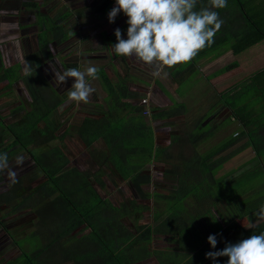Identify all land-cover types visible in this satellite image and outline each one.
<instances>
[{"label":"trees","instance_id":"obj_1","mask_svg":"<svg viewBox=\"0 0 264 264\" xmlns=\"http://www.w3.org/2000/svg\"><path fill=\"white\" fill-rule=\"evenodd\" d=\"M114 1L99 2L95 18H102ZM20 4L36 8L39 2L21 1ZM205 6L208 0H198L196 10ZM214 10L223 20L218 30L227 39V42H218L223 50L237 51L247 43L264 40V0H227V7ZM67 14L68 11H64L52 18L41 11L33 13L36 28L42 32L47 48L51 42L62 43L71 35L72 32L63 30L61 25ZM248 30L241 40L234 41L236 35ZM235 64L230 62L216 71L224 72ZM21 69L19 62L5 65L0 54L3 89L9 91L11 84L20 79ZM99 70L106 91L102 99L104 110L95 117H82L66 130L87 150L90 168L68 166V158L59 146L65 133H57L62 121L53 115L63 99L37 71H28L35 96L27 106L13 107L10 114L15 116L8 123L0 115V153H7L8 163L24 153L35 164L33 169L13 178L8 189L0 193V206L7 204L5 210L0 209V217L22 210L32 214L16 237L7 230L19 253L2 264H130L149 255L152 233L179 237L189 224L183 220L185 214L206 213L215 206V200L221 198L228 207L235 188L230 182L239 185V204L243 207L251 193L241 188L246 181L256 179L264 187L261 159L264 134H260L257 127L242 129L235 137L217 138L218 130L225 128V120L216 121L210 111L188 120L184 104L178 101L153 108L145 116L126 99L125 80L118 76L110 80L102 68ZM252 80L254 83L250 85ZM237 85L240 91H236ZM248 85L254 86L264 99V68L221 96L225 102L243 98L251 89ZM230 91L233 93L228 94ZM179 115L184 118L173 124L178 127L175 133L166 144L156 146L152 121ZM97 140L102 142V149L94 146ZM232 144L237 145L231 153L250 148L253 154L236 169L216 175L228 153L217 159H212L213 155L224 149L228 151ZM149 165H162L159 176L154 177L156 186L151 192L144 189L153 180ZM108 166L122 181L129 182L135 195L126 202L113 203L101 194L100 190L106 187L103 177ZM6 170L0 171V182ZM236 173L238 178H235ZM262 192L264 195V189ZM149 199L151 202L145 201ZM223 208L226 209L225 204ZM146 210L151 213L150 223L128 227V214L138 215ZM83 229L88 231L78 236Z\"/></svg>","mask_w":264,"mask_h":264},{"label":"crops","instance_id":"obj_2","mask_svg":"<svg viewBox=\"0 0 264 264\" xmlns=\"http://www.w3.org/2000/svg\"><path fill=\"white\" fill-rule=\"evenodd\" d=\"M21 1L39 2V5L35 9H42L47 12V10H45L47 9L46 0H0V13L14 14L24 10H30V7L21 6ZM114 6L115 3L111 5L110 9L104 14L102 18H97L104 24V26L107 25L109 28V30L105 33L107 36L104 37L103 42L98 44L96 47L97 50H100L98 52H101L96 55L97 59H101L103 57L102 48L106 51L107 48H109L112 54L111 56L113 58L116 56L111 49V45L116 43L114 30L111 32L112 29L120 28L122 31V37L125 39L127 38V17L122 12L117 15L114 23H109L108 21V13ZM98 20L92 22L97 23ZM247 32H249V30L242 34L236 35L234 41L237 42L241 40V38ZM226 40L227 39L225 38L224 33L218 31L216 37L214 38V43L200 50L191 62L180 64L172 68L165 67L161 69L156 64L149 65L135 58L116 56L119 58L120 65L127 76L126 99L134 105L135 110H141L144 108V110L146 109L149 112H152L151 109L153 108H162L168 106L174 101L181 102L184 104L186 111L188 109L186 114L188 120L198 114H201L204 112V110H208L210 111L211 116L216 118V121L220 122L225 120L230 123H226L224 126L225 128L220 130L222 132H219V134L217 133V138L219 136H237L239 131L236 129V125L238 124L242 125L243 129L245 130H248V128L251 129L257 127V131L263 135L264 99L260 97L258 91L256 93L255 88H251L253 93H250L251 89L248 90L246 92V96L240 98V103H237V101L235 103L225 102V99L222 98V96L216 100L211 97L206 98V94H210L209 92L212 89L214 91L223 93L238 83L236 80L234 83H227L226 85L221 86L219 89H217V86H214V88L211 87L213 79L220 78V76H226L228 72L238 68V60L240 62L241 60L244 61L245 59H247L246 61L252 60L253 55L250 54L249 56L247 52L250 50L253 51L255 44L261 42L260 40L250 42L241 49L234 51L231 48H226L223 50V48L219 46V41L227 42ZM66 42L67 41L65 40L60 44L63 46ZM230 43L231 42H229V44ZM213 47L216 48V50H222L218 52L213 50ZM225 54L228 55L225 56ZM224 58H226V60ZM109 60L110 57L105 65L108 64ZM230 62H235L236 64L229 70L216 73V70L219 67ZM103 68L104 67H102V69ZM156 72H159V75H154ZM253 72L254 71H251L249 75L252 76ZM164 73H167V75H164ZM249 75L246 73L245 76ZM204 85H206L209 90L206 91L205 95H199L200 92H203V89L200 91V88L206 89ZM58 92L62 95L61 90ZM232 93L233 91H230L228 94ZM62 99V103L60 104L61 106H58V109L60 108L62 113L66 109L68 110L71 108L72 110V102H68L66 95L65 97L62 95ZM143 99H146V102L142 103ZM190 104H192L193 107H191L192 105ZM65 107L66 109L64 110ZM183 118V115H179L169 119L153 120L151 124L154 133L155 145L162 146L166 144L170 135L172 134V132H169L170 127H173L174 122H179ZM66 130L67 129H60L61 133H65V135L61 140L62 145L60 146L59 143V146L68 158V166H75L79 169L88 168L90 161L87 153L86 155H76L75 160H71V158H74L75 153H73L72 150H69V148H71L74 144L78 146V148L83 147L79 144L74 136H68L71 134L66 132ZM65 144L68 145V148L65 146ZM235 145L232 144V146H229L227 148L229 150H226V154L231 153L230 151L231 149L233 151V147ZM249 149L250 148H244L241 151H234V153L227 155L230 159L233 157L237 158L240 153L245 151L247 157H249L253 154L252 150ZM69 153L73 156H69ZM14 158L8 163L9 167L4 173L3 180L0 182V193L6 190L4 188H6L7 184L13 178L22 175L30 168L35 166V164L29 160L30 162L27 166L30 167H28L29 169L25 170V168H23L26 163L24 155L20 154L16 160H14ZM238 164L233 163V165L229 167H223L222 165L216 171V175L236 169ZM10 167L16 169V171H19V173L12 177L11 173L15 171L10 169ZM235 178H238L237 173L235 174ZM118 180L120 182L122 181L120 179ZM232 184L235 185V188H233L234 194H232L229 199L228 207L226 206L225 200L221 198L220 200H215V206H211L206 213L198 215L185 214L183 216V220L189 224L183 228V234L179 237H176V235L172 234L152 233L150 246L148 249L150 252L149 255L130 264H214L211 259L205 258V253L209 251L222 250L227 243H236L237 241L247 238L250 235H258L261 232H264V220H259L258 217L254 215V213L259 211V207L264 204V195L262 194L264 187H262L256 179L246 181L245 186H241V188H244L247 192L250 190L251 193L250 196L245 200V207H243L239 204V185L237 182L229 183V185ZM4 185L5 187H3ZM111 201L113 203H118L121 201V199ZM122 201L126 202V199ZM148 202H151V199ZM232 202H235V205ZM223 204H225L226 209L223 208ZM126 221L128 222L127 225L130 228H133L138 224H148L151 222L150 210H146L138 215L130 213L127 215ZM235 221L238 224H234ZM132 222L135 223L133 224ZM87 231L88 229L80 230L78 232V236H82ZM209 235L217 236V245L215 249L211 248L207 242V237ZM226 262L227 257H218L215 264H226Z\"/></svg>","mask_w":264,"mask_h":264},{"label":"rangeland","instance_id":"obj_3","mask_svg":"<svg viewBox=\"0 0 264 264\" xmlns=\"http://www.w3.org/2000/svg\"><path fill=\"white\" fill-rule=\"evenodd\" d=\"M101 1L102 0H46L47 9L45 10H47V12L42 9L30 8L28 11L24 10L14 14L0 13V54L2 56L3 62L5 65L19 62L22 68V76L18 81L11 84L9 91L3 90L5 82L0 83V115L3 117L4 122L8 123L15 116L14 114H10V110L13 109V107L17 106L18 104L27 106L28 101L35 96V90L28 76V71L31 69L37 71L44 81L49 83L57 91L61 90L62 95L64 97L66 95L67 98L68 90L74 83V79L68 78L66 83L59 84V82L54 78V73H62L69 67H77L81 71H83L86 66H95L98 69L104 67L103 71L105 72L108 79L115 80L118 76L126 82L127 76L120 65L119 58L116 56L113 58L109 48H107V51L102 48L103 57L101 59H97L96 56L101 53L98 52L100 50H97L96 47L98 44L103 42L104 37L107 36L105 33L109 30L107 25L104 26L101 21L95 18V8ZM114 3L115 1L112 4ZM39 10L41 12L47 13L52 18H56L64 11H68L66 17L61 21V25L63 30H70L72 33L66 39L67 42L63 46L60 43L56 44L55 42H51L47 48V42L45 41L42 32L37 30L36 24L34 22L33 13ZM94 19L98 20L97 23L92 22L95 21ZM115 29H112L111 32ZM260 41L261 42L255 44L253 51L250 50L247 52L249 56L250 54L253 55L252 60L246 61L247 59H245L244 61L241 60V62L238 60V68L228 72L226 76H220V78L213 79L211 87L214 88V86H217V89H219L221 86H224L227 83H234L236 80L237 82L248 80L251 77V75H249L251 71L255 72L264 68V40ZM46 52H48V54ZM226 55L228 54H225V56ZM109 57L110 60L108 64L105 65ZM224 59L226 60V58ZM216 73H220L219 70L216 71ZM246 73L249 76H245ZM86 79L88 80L90 86L95 90L90 95L86 103L70 101L68 99V102H72V110L71 108L67 110L65 107L64 110H66L62 113L60 108L58 109L57 107L53 111V115L60 120L62 119L63 122L62 126H60L57 130V133H61L60 129L63 130L69 128L72 123L77 122L84 116L95 117L104 110L105 106L102 99L106 91L103 81L100 77V73L98 72V79H92L91 77H86ZM252 83H254L253 80L250 81L249 84L251 85ZM250 85H248L249 88H254V86ZM204 87H206V89L200 88V91L203 89V92H200L199 95H205L206 91L209 90L206 85H204ZM236 91H240V86L236 89ZM209 93L210 94H206V98L211 97L215 100L219 99L222 94V92H217L213 89L210 90ZM250 93H253L252 89ZM236 101L237 103H240V97L231 102L235 103ZM144 102H146V99H143L142 103ZM191 107H193V105ZM138 111H141V113L145 116H148L150 113L148 110H144V108ZM206 111L208 110H204V112ZM226 123L229 122H223V124ZM176 128L178 127H176L175 124L174 127H170L169 132H172V134L175 133ZM236 128L238 131L243 129L242 125L239 124L236 125ZM220 130L221 129L218 131L222 132ZM68 133L71 134L68 136H74L72 133ZM59 143L61 146L62 141ZM65 146L68 148V145L65 144ZM94 146L96 148H103V144L100 140L95 141ZM83 149L85 148H78V146L75 144L69 148V150H72V152L75 153L74 158H71V160L74 161L76 155H86V153L88 154L87 150L85 149V152ZM224 154H226V149L217 153L216 155H213L212 159H217L219 156ZM21 155H24V153ZM228 155H226V159L222 164L223 167H229L233 165V163L238 164L240 162H244V160L248 158L245 151L240 153L237 158L233 157L230 159ZM69 156L72 157L73 155L70 154ZM16 159H18V156L14 158V160ZM24 159L26 163L23 168L26 170L29 169L28 167H30L27 166L30 162V159L25 155ZM261 159L262 163L264 164V154L262 155ZM10 161H12V159ZM90 166H88V168H90ZM34 167L30 168L29 170L33 169ZM148 167L150 173L153 176V180L151 183L146 185L144 189L151 192L153 187L156 186L154 185V177H156V175L159 176L162 165L159 167ZM10 169L13 168L10 167ZM13 171H15L12 172L14 175L19 173V171H16V169H13ZM14 175L11 174L12 177ZM103 179L105 181L106 187L103 190H100V192L109 199L127 200V198L130 196L135 195L130 187L129 182L126 180L120 182L118 180L120 179L118 175L109 166L107 167V173ZM3 187H5V185ZM8 187L9 183L4 189L7 190ZM6 205L7 204L4 202L1 204L0 209L5 210ZM31 215V213H26L24 210H22L20 212L9 214L3 218L0 217V264L6 262L19 253L18 248L13 244L11 237L7 232L10 231L11 235L16 237V234L19 233L20 229L23 227V224L27 222ZM132 223L134 224L135 222Z\"/></svg>","mask_w":264,"mask_h":264},{"label":"clouds","instance_id":"obj_4","mask_svg":"<svg viewBox=\"0 0 264 264\" xmlns=\"http://www.w3.org/2000/svg\"><path fill=\"white\" fill-rule=\"evenodd\" d=\"M197 3L198 0H115L108 21L114 23L122 12L128 27L126 39L120 28L114 30L116 43L111 45L112 52L145 64H156L161 69L191 62L200 50L214 43L216 32L223 25L214 9L227 7V0H208V6L196 10ZM98 72L95 66H86L83 71L69 67L62 73H54V78L59 84L73 78L68 99L86 103L95 91L86 77L98 79ZM8 167L7 153H0V171ZM254 215L264 220V204ZM207 242L215 249L217 236L209 235ZM218 257H227L226 264H264V232L227 243L222 250L205 253V258L214 264Z\"/></svg>","mask_w":264,"mask_h":264}]
</instances>
